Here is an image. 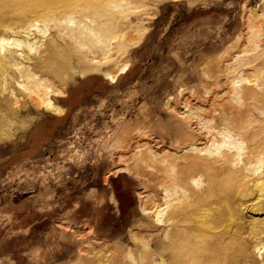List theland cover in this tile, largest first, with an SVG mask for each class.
Wrapping results in <instances>:
<instances>
[{
    "label": "rangeland",
    "instance_id": "374dc122",
    "mask_svg": "<svg viewBox=\"0 0 264 264\" xmlns=\"http://www.w3.org/2000/svg\"><path fill=\"white\" fill-rule=\"evenodd\" d=\"M15 1L10 21L17 27L30 16L29 0ZM133 1L138 6L127 21L137 24L140 16V26L126 29L114 56L117 68L127 65L124 72L114 80L76 73L60 100L63 114L34 111L31 125L0 139V264H88L98 252L134 255L136 232L155 249L166 224L157 233L145 227L164 203L156 185L165 175L141 156L188 153L183 125L198 133L201 119L219 124L232 115L228 74L237 67L253 75L251 66H237L251 55L242 51L253 46V31L260 35L256 53H264V0ZM252 116L260 119L257 110ZM253 218L264 219V212Z\"/></svg>",
    "mask_w": 264,
    "mask_h": 264
},
{
    "label": "bare ground",
    "instance_id": "6f19581e",
    "mask_svg": "<svg viewBox=\"0 0 264 264\" xmlns=\"http://www.w3.org/2000/svg\"><path fill=\"white\" fill-rule=\"evenodd\" d=\"M10 1L0 2V139L31 125L34 111L63 114L60 100L76 73H103L114 80L124 72L127 65L117 68L115 53L126 29L141 23L140 16L137 24L127 21V12L138 6L133 0H29L30 16L16 27L10 20L18 5ZM52 29L55 33L47 36ZM259 37L253 31V46L242 51L251 55L237 62L251 66L253 75L237 67L228 74L232 115L219 124L201 119L198 133L183 125L181 145L189 148L184 155L141 156L143 162H157L165 175L155 184L165 194L164 203L155 204L157 218L145 227L157 233L166 224L156 248L145 233L136 232L134 255L98 252L88 264H264V219L253 218L264 212V53H256ZM255 110L260 119L252 116ZM225 144L233 148L223 149ZM120 257L131 261L123 263Z\"/></svg>",
    "mask_w": 264,
    "mask_h": 264
}]
</instances>
